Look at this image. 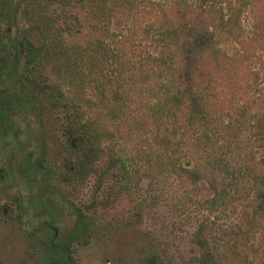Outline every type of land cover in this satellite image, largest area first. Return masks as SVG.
Returning <instances> with one entry per match:
<instances>
[{
  "label": "rangeland",
  "instance_id": "374dc122",
  "mask_svg": "<svg viewBox=\"0 0 264 264\" xmlns=\"http://www.w3.org/2000/svg\"><path fill=\"white\" fill-rule=\"evenodd\" d=\"M10 1L0 0V264H264V230L250 227L246 208L248 167L264 157L255 134L264 0H230L201 17L222 12L231 24L216 29L227 52L211 66L204 118L159 104L154 71L173 38L164 13L177 19L175 0H13L8 26ZM73 4L85 31L68 40L51 11ZM190 7L192 19L200 8ZM23 34L37 51L1 46ZM56 80L74 94L59 97ZM138 115L137 135L115 129ZM169 162L213 168L217 200L210 182Z\"/></svg>",
  "mask_w": 264,
  "mask_h": 264
},
{
  "label": "trees",
  "instance_id": "16d2710c",
  "mask_svg": "<svg viewBox=\"0 0 264 264\" xmlns=\"http://www.w3.org/2000/svg\"><path fill=\"white\" fill-rule=\"evenodd\" d=\"M221 3H228L229 5L230 0H191L190 3L187 0H175L177 6L174 7V10L178 14L177 19L174 20L170 17L169 10L164 13L165 20H167L166 24L170 27L167 32L168 36L173 35V38H170V42L167 40L168 50L165 58L159 64L158 69L154 71V75L159 80L161 94L159 104L161 106H166L167 108H179L180 106V110L185 109L191 117H205L208 109L207 95L211 93L215 83L213 78L214 72L211 71V66L213 65L212 67H214L216 61H221L224 53L227 52V46L221 43L220 39L216 36V29H230L231 24L223 18L224 14L222 12H219L220 16L216 19L218 22H206L208 18L203 20L201 17H208L207 15H210L213 8L216 9L217 6L222 5ZM13 5L14 1L11 0L3 9V21L8 26L11 25V13H13V9L15 8ZM190 6H199L200 8L192 19H189L186 10H191ZM227 7L226 11H228ZM77 9H79L78 5L73 4L72 6L59 9L57 13L53 10L51 11L52 15H57V33L68 40L81 39L85 31V19L78 15ZM220 10H222L221 7ZM5 33H8L7 28L5 29ZM1 46L10 50L14 48L15 52L19 53H32L38 50V47L25 34L21 38L16 37L13 40L10 38L2 40ZM206 53L210 54L205 56ZM27 61L28 65L34 66L31 65L34 62L33 55L27 57ZM208 65L209 68H207ZM262 65H264V62ZM31 69L26 73V77L29 80L32 74ZM0 85H2L1 81ZM62 86L63 84L57 80L53 84L54 89L57 90L56 93H59V97L64 98L74 94L71 88L72 85H69L70 88L67 89V92L63 90ZM257 96V99L260 101L255 105V116L257 118L255 134L264 141V92L258 93ZM4 114L3 106L0 103V118L5 122V119H3ZM145 118L146 116L142 115L119 117L114 127L121 134L126 132L129 136L133 132L137 135L138 131H140L139 129H142L146 123ZM9 126H12V124ZM120 155L119 160L122 167L125 168L127 166L126 150L122 151ZM167 164L168 166L170 165V168L172 167L171 169L174 174L177 175L180 172V177L182 178L187 177L190 180L204 179L210 182L214 191H216L210 201L214 202L215 199L217 200V190L213 186V182L216 181L213 168L188 166L181 162H169ZM246 175L251 183L253 192L251 198L247 200L246 205L250 227L252 229L264 230V157L257 159L251 169L248 167ZM203 229L204 225H200L199 237H202ZM198 243L203 245L201 242ZM57 250L65 257L66 254L63 248L58 247Z\"/></svg>",
  "mask_w": 264,
  "mask_h": 264
},
{
  "label": "flooded vegetation",
  "instance_id": "af4514ba",
  "mask_svg": "<svg viewBox=\"0 0 264 264\" xmlns=\"http://www.w3.org/2000/svg\"><path fill=\"white\" fill-rule=\"evenodd\" d=\"M51 264H56V262H52Z\"/></svg>",
  "mask_w": 264,
  "mask_h": 264
}]
</instances>
